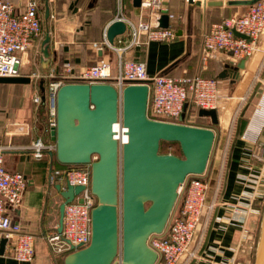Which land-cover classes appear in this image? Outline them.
I'll return each mask as SVG.
<instances>
[{
  "label": "crops",
  "instance_id": "0c3cea01",
  "mask_svg": "<svg viewBox=\"0 0 264 264\" xmlns=\"http://www.w3.org/2000/svg\"><path fill=\"white\" fill-rule=\"evenodd\" d=\"M6 1L19 10L25 0ZM39 2L43 34L34 41L17 76L28 77L31 82H0V147L7 148L5 167L27 179L22 204L15 209L7 206L6 213L35 235L36 259L31 263L18 262L9 243L1 249L4 237L0 234V264H65L64 256L51 252L47 236L60 228V208L65 202L62 191L68 188L65 183L52 184L50 176L52 171L66 167L52 153L37 160L28 149L39 138L53 141L48 132L50 114L46 119L50 106L43 98L49 82L54 76L63 75L67 63L82 70L107 62L116 75L117 53L110 49L98 51L93 44L103 42L109 26L120 17L128 28L115 41L129 42L132 33L129 22L138 25L149 20L151 13L142 3L137 7L134 0ZM164 6L176 38L134 48L125 58L145 63L150 77L200 75L217 79L221 96L217 109L219 125L214 127L210 117L201 119L209 121V125L202 127L214 128L216 132V157L205 174L211 186L208 203L214 202L215 208L211 213L204 212L198 226L192 245L196 257L186 255L179 264H230L233 260L251 264L264 204V165L252 158L253 153L264 149V34L254 54L243 59L244 67H240L242 60L234 62L226 52L204 64L201 55L205 34L213 24L231 17L230 11L242 8L199 7L190 5L188 0H168ZM48 34L50 55L46 57L44 43ZM37 95L42 97L40 104L34 102ZM191 119L193 125L195 118Z\"/></svg>",
  "mask_w": 264,
  "mask_h": 264
},
{
  "label": "built area",
  "instance_id": "2783aa9c",
  "mask_svg": "<svg viewBox=\"0 0 264 264\" xmlns=\"http://www.w3.org/2000/svg\"><path fill=\"white\" fill-rule=\"evenodd\" d=\"M168 0H144L142 7L151 10L150 18L138 25L129 22L131 39L125 42L118 39L111 44L94 43L98 51L113 50L118 55V70L112 73L111 65L101 62L78 70L72 63L64 67L63 75L54 76L46 90V101L50 109L48 132L57 126L56 97L58 90L66 83L85 81L89 83L110 82L120 92L128 82H150L148 116L153 120L191 124L193 107L205 110H217L220 103V85L217 79L200 75L169 77L157 75L150 77L145 63L129 60L125 54L137 47L151 42H171L176 32L171 28H162L160 19L168 13L164 4ZM39 0H25L21 9L10 1L0 0V78L20 76L35 40L43 34L39 16ZM118 18L116 21H122ZM127 24V23H126ZM128 28V27H127ZM234 30L250 38L247 40L235 35ZM264 34V0L248 7L243 13L223 19L213 24L203 39L201 59L204 64L215 58L220 52L231 54L234 62L251 57L257 50L259 40ZM120 38V37H119ZM36 78L40 77L34 74ZM36 104L42 103V97H34ZM115 138L120 147L128 141V129L124 126L122 113L114 124ZM7 148L0 147V234L8 240L14 258L18 262L31 263L36 259V237L25 231L7 213V206L15 209L23 201L27 189V179L22 173H15L5 167L4 153ZM28 149L37 160H42L56 152V143L36 139ZM252 158L263 163L264 149L252 154ZM203 175H191L178 190V201L167 228L161 234L149 239V246L158 254V264H179L188 255L194 259L193 240L204 212L211 213L215 203H208L210 182ZM52 184L65 183L67 186L84 187L74 201L65 205L63 229H56L47 236V243L54 255L66 256L90 245L92 239V210L97 206V198L91 192V166L72 165L51 173ZM121 254L117 258L121 262ZM230 264H238L233 260Z\"/></svg>",
  "mask_w": 264,
  "mask_h": 264
},
{
  "label": "water",
  "instance_id": "95a60500",
  "mask_svg": "<svg viewBox=\"0 0 264 264\" xmlns=\"http://www.w3.org/2000/svg\"><path fill=\"white\" fill-rule=\"evenodd\" d=\"M259 1L188 0L199 7L233 8H248ZM134 2L140 7L142 0ZM159 22L162 28H170V15L164 13ZM126 31L124 21H115L107 30V39L114 44L116 37ZM234 33L250 40L235 30ZM50 39L48 34L44 43L46 57L50 55ZM0 82L29 83L31 79L8 77L0 78ZM149 84L128 82L120 92L110 82L79 81L66 83L58 90L57 126L51 130L56 152L52 156L63 165H90L91 192L98 201L92 210L90 245L66 255L65 264H158V254L150 248L149 239L167 228L178 190L187 178L207 171L216 141L214 128L149 118ZM120 113L128 129V141L122 147L114 135ZM199 116L219 123L215 109H201ZM162 142L178 143L183 157L161 154ZM83 190L82 186H68L62 191L65 202L60 208L59 232L63 229L65 205ZM1 241L4 249L8 240ZM254 264H264V209Z\"/></svg>",
  "mask_w": 264,
  "mask_h": 264
},
{
  "label": "rangeland",
  "instance_id": "374dc122",
  "mask_svg": "<svg viewBox=\"0 0 264 264\" xmlns=\"http://www.w3.org/2000/svg\"><path fill=\"white\" fill-rule=\"evenodd\" d=\"M246 11V9L245 8H242L241 10H237V12H235V11H230L229 13H230V15L232 16V15H235L236 13H243V12H245ZM263 91V90H262ZM262 91H261V93H262ZM48 110V109H47ZM46 110V114H47V116H46V119H49V113H48V111ZM193 125L195 126H199V127H202V125L203 126H205V125H209V121H202V120H199L198 118H195L194 120H193ZM210 125L212 126V124H211V122H210ZM171 144H168V143H166L165 145H164V147H163V149L162 148H160V153L161 154H173V155H175V156H178V157H183L182 155H181V148H180V146L179 145H177V144H175V145H173V146H170ZM224 146V145H223ZM223 148H225V147H223ZM215 146H214V148H213V151H212V155H211V158H210V162L212 161H214L215 160V157H216V153H215ZM217 152V151H216ZM209 162V163H210ZM261 220H262V213H261V219L259 220V223H258V225H257V228H256V232H255V251H254V255H253V257H252V263L251 264H254V259H255V252H256V249H257V245H258V242H259V238H260V233H261Z\"/></svg>",
  "mask_w": 264,
  "mask_h": 264
},
{
  "label": "trees",
  "instance_id": "16d2710c",
  "mask_svg": "<svg viewBox=\"0 0 264 264\" xmlns=\"http://www.w3.org/2000/svg\"><path fill=\"white\" fill-rule=\"evenodd\" d=\"M245 9H246V8H245ZM200 110H201V109H198V108L193 107V108L191 109V116L194 117V118H198V117H199L198 119L201 120L203 117L199 116V111H200ZM218 125H219V123H218V124H213L214 127H217ZM202 126H203V125H202ZM166 143L171 144L170 146H173V145H175V144L179 145L178 143H175V142H162L160 148L163 149V147H164V145H165ZM179 146H180V145H179ZM181 155L183 156L182 151H181ZM69 166H72V165H65V167H69ZM263 209H264V204H263V207H262V212H263Z\"/></svg>",
  "mask_w": 264,
  "mask_h": 264
}]
</instances>
